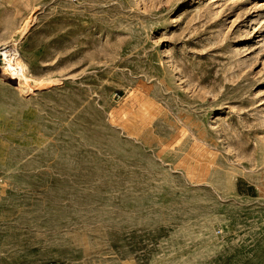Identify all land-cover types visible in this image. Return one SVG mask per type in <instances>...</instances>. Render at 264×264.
I'll return each mask as SVG.
<instances>
[{"label": "rangeland", "instance_id": "374dc122", "mask_svg": "<svg viewBox=\"0 0 264 264\" xmlns=\"http://www.w3.org/2000/svg\"><path fill=\"white\" fill-rule=\"evenodd\" d=\"M0 264H264V0H0Z\"/></svg>", "mask_w": 264, "mask_h": 264}, {"label": "bare ground", "instance_id": "6f19581e", "mask_svg": "<svg viewBox=\"0 0 264 264\" xmlns=\"http://www.w3.org/2000/svg\"><path fill=\"white\" fill-rule=\"evenodd\" d=\"M2 55H3V60H4L5 65L7 66V68L12 70V74H17L16 70L18 69L20 79L22 78L25 82H28L31 80V78H29L26 75L27 66L22 62L21 58L19 57L20 55H18L17 53H11L9 52V50L3 51Z\"/></svg>", "mask_w": 264, "mask_h": 264}]
</instances>
